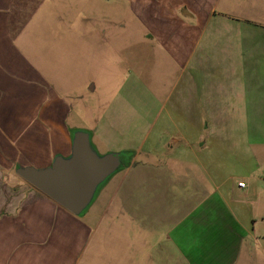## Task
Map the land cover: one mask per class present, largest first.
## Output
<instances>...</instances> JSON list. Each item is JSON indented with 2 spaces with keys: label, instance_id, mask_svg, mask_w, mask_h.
Masks as SVG:
<instances>
[{
  "label": "crops",
  "instance_id": "obj_1",
  "mask_svg": "<svg viewBox=\"0 0 264 264\" xmlns=\"http://www.w3.org/2000/svg\"><path fill=\"white\" fill-rule=\"evenodd\" d=\"M128 1L168 63L153 117L135 137L98 135L127 164L79 214L0 164V264H264V0ZM41 3L0 0V29ZM5 86L28 104V86Z\"/></svg>",
  "mask_w": 264,
  "mask_h": 264
},
{
  "label": "rangeland",
  "instance_id": "obj_2",
  "mask_svg": "<svg viewBox=\"0 0 264 264\" xmlns=\"http://www.w3.org/2000/svg\"><path fill=\"white\" fill-rule=\"evenodd\" d=\"M34 10L27 27L0 29L11 38L0 52L15 56L0 61V164L11 184L27 183L18 167L69 156L75 132L86 133L99 156L106 147L96 139L107 129L120 139L139 135L138 118L154 114L155 86L169 82L168 63L145 41L128 0H42ZM21 83L27 105L8 99L5 85ZM97 259L105 264L106 253Z\"/></svg>",
  "mask_w": 264,
  "mask_h": 264
},
{
  "label": "water",
  "instance_id": "obj_3",
  "mask_svg": "<svg viewBox=\"0 0 264 264\" xmlns=\"http://www.w3.org/2000/svg\"><path fill=\"white\" fill-rule=\"evenodd\" d=\"M118 152L98 155L84 132H75L67 157L55 156L48 167H18L15 173L36 190L73 214L91 201L97 186L119 168Z\"/></svg>",
  "mask_w": 264,
  "mask_h": 264
},
{
  "label": "trees",
  "instance_id": "obj_4",
  "mask_svg": "<svg viewBox=\"0 0 264 264\" xmlns=\"http://www.w3.org/2000/svg\"><path fill=\"white\" fill-rule=\"evenodd\" d=\"M125 153L121 154V164L119 166V168H122L123 166H125L127 163L124 161V157H125Z\"/></svg>",
  "mask_w": 264,
  "mask_h": 264
},
{
  "label": "built area",
  "instance_id": "obj_5",
  "mask_svg": "<svg viewBox=\"0 0 264 264\" xmlns=\"http://www.w3.org/2000/svg\"><path fill=\"white\" fill-rule=\"evenodd\" d=\"M237 185L239 186V187H244L245 186V182L244 181H238L237 182Z\"/></svg>",
  "mask_w": 264,
  "mask_h": 264
}]
</instances>
